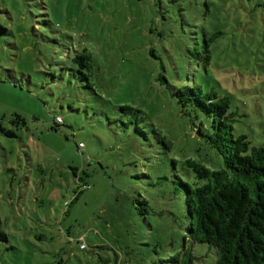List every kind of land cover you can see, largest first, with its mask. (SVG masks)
Masks as SVG:
<instances>
[{
	"label": "rangeland",
	"instance_id": "rangeland-1",
	"mask_svg": "<svg viewBox=\"0 0 264 264\" xmlns=\"http://www.w3.org/2000/svg\"><path fill=\"white\" fill-rule=\"evenodd\" d=\"M0 25V264H171L183 197L142 174L169 176L168 158L180 175L187 157L212 170L222 159L202 137L209 121L183 113L160 76L227 97L234 137L264 149V0H0ZM204 40L206 65L191 54ZM83 51L93 91L59 79ZM120 106L146 115L165 155L108 121ZM138 192L146 220L131 205ZM192 250L194 264H214L212 248Z\"/></svg>",
	"mask_w": 264,
	"mask_h": 264
},
{
	"label": "trees",
	"instance_id": "trees-1",
	"mask_svg": "<svg viewBox=\"0 0 264 264\" xmlns=\"http://www.w3.org/2000/svg\"><path fill=\"white\" fill-rule=\"evenodd\" d=\"M5 32L6 29L0 25V34ZM209 41L204 40L200 53L195 48L194 53L191 52L202 59L204 65L209 62ZM72 62L77 67L59 68V79L62 81L66 74L67 83L70 84L71 76L83 88L93 91L86 74L90 70L91 55L85 51L77 53ZM54 76L53 80L56 79ZM160 80L168 85L171 96L176 99L183 113L190 115L194 112L195 119L201 114L209 121V129L202 137L222 159L221 168L212 170L202 162L187 157L179 162L184 171L180 175L177 171L178 161L168 158L165 162L170 170L169 176L156 175L157 182H154L150 172L142 174L148 179L146 187L155 188L162 184L169 189V193L177 191L183 197L186 219L183 244L181 250L170 257L169 262L194 264L198 257L192 246L201 244L213 249L216 255L214 264H264V149L251 145L244 135L234 137V119L228 113L227 97H219L213 92L203 94L198 86H172L163 76H160ZM119 110V118L109 122L119 120L124 129L133 126L134 135L145 141V146L152 148L154 156L166 154L164 150L168 151L170 145L155 129L151 132L153 136H150L151 133L143 124L146 115L141 110L130 106H120ZM17 118L22 120L19 116ZM60 124L55 122L52 130L57 131ZM193 130L203 133L201 124L196 126L193 123ZM0 131L4 130L0 127ZM6 133L14 135L13 132ZM86 186L84 184L83 187ZM81 191L83 189L79 193ZM131 205L143 220H146L144 216L149 211L152 213L149 199L140 192L132 198ZM6 241V235L0 232V242Z\"/></svg>",
	"mask_w": 264,
	"mask_h": 264
},
{
	"label": "built area",
	"instance_id": "built-area-1",
	"mask_svg": "<svg viewBox=\"0 0 264 264\" xmlns=\"http://www.w3.org/2000/svg\"><path fill=\"white\" fill-rule=\"evenodd\" d=\"M55 122L58 123V124H60V123H62V120H61V118L56 117V118H55ZM78 147H79V148L82 147V144L80 143V144L78 145ZM84 247H85V244L82 243V244L80 245V248H84Z\"/></svg>",
	"mask_w": 264,
	"mask_h": 264
}]
</instances>
